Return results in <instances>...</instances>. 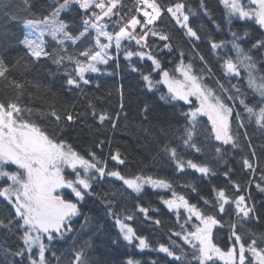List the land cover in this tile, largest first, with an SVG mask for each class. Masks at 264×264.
Returning <instances> with one entry per match:
<instances>
[{
    "label": "snow or ice",
    "instance_id": "6c2138e0",
    "mask_svg": "<svg viewBox=\"0 0 264 264\" xmlns=\"http://www.w3.org/2000/svg\"><path fill=\"white\" fill-rule=\"evenodd\" d=\"M162 262L264 264V0H0V264Z\"/></svg>",
    "mask_w": 264,
    "mask_h": 264
},
{
    "label": "trees",
    "instance_id": "16d2710c",
    "mask_svg": "<svg viewBox=\"0 0 264 264\" xmlns=\"http://www.w3.org/2000/svg\"><path fill=\"white\" fill-rule=\"evenodd\" d=\"M192 2L198 3V0H192ZM217 16H219V12L216 13ZM169 68L174 67L173 65H168ZM99 83L101 84V88L99 90L91 89L90 95H96V96H105L107 93L114 91L116 88L120 86L121 83H123L125 87L126 93L131 94V99L133 101L136 100V98L140 95L141 88L136 84V78L134 75H129L126 72H121L115 77H101L99 80ZM141 125V119L139 118L137 114V109L135 103H131L128 108V119L127 120H121L120 126L117 129L113 144H119L122 149L126 150L127 154L130 156V167L125 169V171H131L135 169L136 162L140 159L145 158L149 155L150 151H154V145H151L147 143L143 133L139 131ZM78 148H87L89 144L86 141H74ZM107 151V149H105ZM179 182V181H178ZM219 182V181H217ZM254 195H257L255 192ZM260 197L257 195V199ZM151 199L153 202L156 201L155 196H146L145 200ZM85 211L89 212L90 214L96 213V208L86 205ZM166 220H168L167 217H165ZM169 223H171L170 220H168ZM140 228V231L142 234L145 235H151L152 239L158 240L161 238L162 233L157 232L156 234H152L151 229L148 226H138ZM59 247V246H58ZM125 251H132L131 249H119L115 253H113L114 259H122L123 253ZM155 256V254H152ZM137 258H147V257H137ZM163 264V262H162Z\"/></svg>",
    "mask_w": 264,
    "mask_h": 264
}]
</instances>
